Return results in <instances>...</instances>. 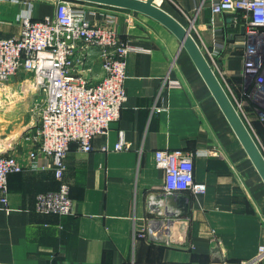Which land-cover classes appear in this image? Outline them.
<instances>
[{"label":"crops","instance_id":"0c3cea01","mask_svg":"<svg viewBox=\"0 0 264 264\" xmlns=\"http://www.w3.org/2000/svg\"><path fill=\"white\" fill-rule=\"evenodd\" d=\"M56 1L0 0V37H19L26 17L54 18ZM156 4L192 28L204 51L218 52L224 73L218 77L242 97L245 44L238 49L227 33L226 28L236 27L231 17L218 16L212 23L209 0ZM84 5L96 23L113 16L120 39L132 47L128 99L108 134L93 139V151L70 145L64 182L73 213L58 215L37 210L38 196L59 190L60 182L50 157L38 156L45 168L29 167L34 145L26 136L36 118L21 113V95L14 94L29 75L21 72L17 81L0 86V153L24 166L8 177V203L0 200V264H240L254 259L264 246V182L187 51L147 15ZM88 65L95 81L105 76L97 50ZM34 92L27 95L31 102ZM253 121L264 152V127ZM122 139L130 149L115 151ZM159 150L193 155L195 180L206 191L181 195L189 199L186 214L159 198L167 196L164 171L156 164Z\"/></svg>","mask_w":264,"mask_h":264},{"label":"built area","instance_id":"2783aa9c","mask_svg":"<svg viewBox=\"0 0 264 264\" xmlns=\"http://www.w3.org/2000/svg\"><path fill=\"white\" fill-rule=\"evenodd\" d=\"M209 1L212 23L218 16L229 15L233 25L245 28L242 87L255 105V114L264 122V0ZM84 4L87 3L57 0L54 18L26 17L19 37H0V86L25 72L29 76L21 85L22 91H35L34 103L39 111L36 127L26 136L34 145L29 167L45 168L39 164L38 156L50 157L60 182L59 190L38 196L37 210L43 213H73L70 187L64 182L70 145L76 143L85 153L93 151V139L108 134L111 124L121 118L128 99L127 56L132 47L120 39L113 16L102 24L96 23ZM93 50L98 51L105 74L100 81H95L88 65ZM204 53L216 74L224 76L217 61L218 52ZM224 81L238 111L252 128L246 102L239 100ZM130 146L122 139L114 150H128ZM102 150L109 148L104 146ZM156 164L165 174V195L191 197L205 193L206 186L195 180L193 155L159 150ZM23 169L17 158L0 153L3 203H8V177ZM240 264H264V246L254 259Z\"/></svg>","mask_w":264,"mask_h":264},{"label":"water","instance_id":"95a60500","mask_svg":"<svg viewBox=\"0 0 264 264\" xmlns=\"http://www.w3.org/2000/svg\"><path fill=\"white\" fill-rule=\"evenodd\" d=\"M79 2L93 3L113 8L126 9L151 17L166 27L180 41L200 72L213 97L218 103L232 130L242 144L250 160L264 182V152L256 140L252 130L238 111L229 92L224 87L220 78L214 71L199 43L193 37L189 27H185L174 16L156 4V0H75ZM245 28L241 27L244 34ZM173 205H178L182 213L189 211V199L187 197H159ZM153 205V203H152Z\"/></svg>","mask_w":264,"mask_h":264},{"label":"rangeland","instance_id":"374dc122","mask_svg":"<svg viewBox=\"0 0 264 264\" xmlns=\"http://www.w3.org/2000/svg\"><path fill=\"white\" fill-rule=\"evenodd\" d=\"M239 27V26H238ZM192 28H190V30H191ZM192 33H193V31H192ZM193 36H194V34H192ZM197 40V39H196ZM244 40H245V37L244 38H236V40H235V45H237L238 46V49H241L242 51H243V49H244ZM198 41V43L201 45V43H200V40L198 39L197 40ZM201 48H203L202 46H201ZM204 50V49H203ZM19 76L20 75H17L16 77H14L13 78V80L14 81H17L18 79H19ZM223 82V81H222ZM224 85H225V87H226V84L225 83H223ZM5 85V84H4ZM4 85H2L1 87H4ZM1 90V89H0ZM21 92V93H20ZM20 92H15L14 94L15 95H21V96H19V97H21V101H22V103H23V106H22V109L20 110L21 111V113H23L24 114V116H26V118L27 119H29V118H31V117H37V114H38V111H39V109H37V106H35V100H34V102H31L29 99H28V97H27V95H30V94H32V91L29 93L28 91H25L24 89H23V91H22V87H20ZM34 94V93H33ZM34 96H35V94H34ZM36 97V96H35ZM252 103V102H251ZM253 104V103H252ZM250 118L252 119V117L250 116ZM246 121V120H245ZM250 130H251V128H250ZM254 134V133H253ZM255 136V135H254Z\"/></svg>","mask_w":264,"mask_h":264},{"label":"trees","instance_id":"16d2710c","mask_svg":"<svg viewBox=\"0 0 264 264\" xmlns=\"http://www.w3.org/2000/svg\"><path fill=\"white\" fill-rule=\"evenodd\" d=\"M225 16H227V17H229L228 15H225ZM228 27V26H227ZM226 30H227V33L228 34H232L233 35V40H236V38H242V35H241V27L239 26H236V27H232V28H226ZM242 92H243V95H242V97L240 96H238V99L239 100H241V101H244V102H246V110H247V112H248V114L252 117V121H253V126H257L258 124H259V122H261V124L260 125H263V127H264V122L263 121H261L258 117H257V115L255 114V105L254 104H252L251 102H250V100H249V97H248V93H246L245 91H244V89H243V87H242ZM258 122V123H257ZM251 128V127H250ZM258 129V128H257ZM264 129V128H263ZM263 129L261 128V129H258V132L260 131V132H263ZM252 130V129H251Z\"/></svg>","mask_w":264,"mask_h":264}]
</instances>
